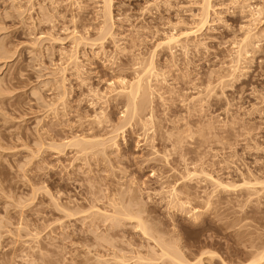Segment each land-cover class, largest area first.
<instances>
[{"label": "rangeland", "instance_id": "1", "mask_svg": "<svg viewBox=\"0 0 264 264\" xmlns=\"http://www.w3.org/2000/svg\"><path fill=\"white\" fill-rule=\"evenodd\" d=\"M163 240L264 264V0H0V264Z\"/></svg>", "mask_w": 264, "mask_h": 264}, {"label": "bare ground", "instance_id": "2", "mask_svg": "<svg viewBox=\"0 0 264 264\" xmlns=\"http://www.w3.org/2000/svg\"><path fill=\"white\" fill-rule=\"evenodd\" d=\"M207 1L209 2L210 0H205L206 3H208ZM206 7H207V6H206ZM188 34H189V33H188ZM188 34H187V36H188ZM189 35H190V34H189ZM176 39H177V41H178V37H176V36H172V35H171V36H168V38H167V40H168V41H167V44H168V43L171 44V43H173L174 41L177 42ZM141 83H142V81H141L140 79L137 81L136 84H135V83H134V84L132 83V85H130V84L128 83V85L131 86V87H129V86H127L126 88L124 87L123 90L126 91L128 88H131V89H132V86H134L132 90H133V91H136V90H134V89L137 88V90L140 92V91H142L141 89H142L143 86H144V85H142ZM135 85H136L137 87H136ZM123 86H124V85H123ZM125 86H126V84H125ZM121 90H122V89H121ZM123 90H122V91H123ZM132 90L129 91V93H130L129 96H133V97H131V98L135 99V98H134V97H135V94H138V95H139V93H138L137 91H136V93H135V92L133 93ZM122 91H121V92H122ZM127 92H128V90H127ZM127 92H126V93H127ZM124 93H125V92H124ZM140 93H141V92H140ZM133 99H132V100H133ZM141 103H142V102H141ZM82 144H84V143H82ZM82 144L80 143L81 146H83ZM210 179H211L212 181H214L216 184H218V185H220V186H223V183H222V182L218 181L217 179L213 178L212 176H210ZM136 217H137V216H136ZM132 218H135V216H134V217H131V219H132ZM141 218H142V217H141ZM143 219H144V218H143ZM134 220H135V219H134ZM140 220H141V219L138 218V227L141 228V229H142L141 231H143L144 233H146L147 236H148V234H149V231H148L149 228L146 227V225L143 224V220H141V221H140ZM133 222H134V221H133ZM136 226H137V225H136ZM155 240H156V239H155ZM165 240H166V239H165ZM157 241H158V239H157ZM158 242H159V241H158ZM158 242H157V243H158ZM162 242H164V240H163ZM165 242H166V241H165ZM165 242L163 243V245H161L162 243L160 242L161 244L159 245V247H160V252H161V254H159V256H158L159 258H158V257L155 258L154 256H155L156 254H155V255L153 254V255H154V256H153L154 258H152V256H151L150 258H146V259H149L148 262H150V261L152 262V261H153L154 264H159V262L157 263V261H158L159 259H163L164 263H162V264H187V262H185V261L183 260V257L181 256L182 254H181L180 252L177 251V250L179 249V247H178V246H177V247H176V246L170 247L169 244H167L168 242H166V243H165ZM158 244H159V243H158ZM165 244H166L167 246H166ZM164 245H165V246H164ZM174 247H176V249H174ZM173 249H174V250H173ZM175 250H176V251H175ZM179 251H180V250H179ZM157 255H158V254H157ZM157 255H156V256H157ZM141 258H142V256L139 258L140 261H141V260H144V259H143L144 257H143L142 259H141ZM117 259H119V258L117 257ZM123 259H124V258H121V257H120L119 260L122 261ZM164 259H165V260H164ZM124 260H126L125 263L128 262V261H127L128 259H124ZM124 260H123V262H124ZM160 261H161V260H160ZM163 261H162V262H163ZM119 262H120V261H118V263H119ZM146 262H147V261H146ZM153 262H152V264H153ZM155 262H156V263H155ZM120 263H122V262H120ZM125 263H124V264H125ZM139 263H140V262L137 261L136 264H139ZM134 264H135V263H134ZM140 264H141V263H140ZM142 264H144V263H142ZM146 264H147V263H146ZM148 264H149V263H148ZM150 264H151V263H150ZM188 264H189V263H188Z\"/></svg>", "mask_w": 264, "mask_h": 264}]
</instances>
